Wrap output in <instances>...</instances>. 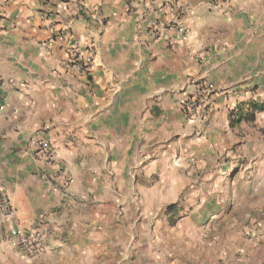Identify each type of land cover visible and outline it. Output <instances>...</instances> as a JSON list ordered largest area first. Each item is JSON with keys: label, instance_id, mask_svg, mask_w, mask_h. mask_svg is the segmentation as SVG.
I'll return each instance as SVG.
<instances>
[{"label": "crops", "instance_id": "0c3cea01", "mask_svg": "<svg viewBox=\"0 0 264 264\" xmlns=\"http://www.w3.org/2000/svg\"><path fill=\"white\" fill-rule=\"evenodd\" d=\"M76 41L87 74L73 70ZM206 83L202 121L184 107ZM257 104L264 0H0V195L21 228L53 229L42 255L19 256L0 208V264H264V113L230 118ZM181 166L192 196L238 199L225 255L164 237ZM197 167L208 186L191 184Z\"/></svg>", "mask_w": 264, "mask_h": 264}, {"label": "rangeland", "instance_id": "374dc122", "mask_svg": "<svg viewBox=\"0 0 264 264\" xmlns=\"http://www.w3.org/2000/svg\"><path fill=\"white\" fill-rule=\"evenodd\" d=\"M191 168L187 169L184 166L180 168L182 169L180 171V185L181 187L185 185L186 188L181 191L179 197L170 199L171 206L165 205L164 223L167 224H165L166 226H164L162 232L165 239H172L173 236L176 237L178 234L181 239L210 240L211 245L207 247L212 250L211 255L214 256L216 251L220 255H225L224 251L229 252L231 244L235 243L242 234L237 224L243 215L237 212L239 210L238 199L235 197H220L218 193H212V195L205 197L203 192L202 194H196L197 196H192V193L188 191L191 185H188L189 182L187 181L192 179L190 176L192 175ZM196 169L199 173H195V182H191V184L196 188L208 186V183H203L204 176L201 174L203 168L197 167ZM214 183L211 185L213 189L220 186V182L214 181ZM230 185L233 184L230 183ZM150 200L151 198H149V202ZM227 207H229V210ZM247 237L249 238L245 234V238ZM189 247L190 250L200 248V246H188L187 243H184L180 248L181 251L186 252Z\"/></svg>", "mask_w": 264, "mask_h": 264}, {"label": "built area", "instance_id": "2783aa9c", "mask_svg": "<svg viewBox=\"0 0 264 264\" xmlns=\"http://www.w3.org/2000/svg\"><path fill=\"white\" fill-rule=\"evenodd\" d=\"M50 3L53 0H40ZM61 39V37H59ZM71 56L73 70L79 74H87L90 62L83 58L80 42L76 41L71 46ZM215 92V86L210 83L201 85L197 90L195 98L190 104H185V110L192 117L201 119L206 118V109L210 102V96ZM1 113V110H0ZM239 116H235L238 120ZM34 155L51 165L54 163L55 150L46 142L32 141L30 145ZM0 208L5 221H13L16 226L10 231V242L16 248L19 256L37 258L42 255L47 239L51 236L53 229L49 224L36 222L27 228H21L18 224L15 211L11 204V199L7 194L0 195Z\"/></svg>", "mask_w": 264, "mask_h": 264}, {"label": "trees", "instance_id": "16d2710c", "mask_svg": "<svg viewBox=\"0 0 264 264\" xmlns=\"http://www.w3.org/2000/svg\"><path fill=\"white\" fill-rule=\"evenodd\" d=\"M264 113V104L262 105H253L250 107V111L248 113H244L242 108H237V110L233 111L230 115L231 124L235 125L237 123H241L242 121L246 122H254L256 120V116L258 114ZM238 115L239 119L235 120V116Z\"/></svg>", "mask_w": 264, "mask_h": 264}]
</instances>
